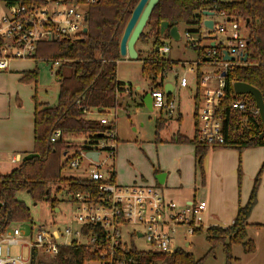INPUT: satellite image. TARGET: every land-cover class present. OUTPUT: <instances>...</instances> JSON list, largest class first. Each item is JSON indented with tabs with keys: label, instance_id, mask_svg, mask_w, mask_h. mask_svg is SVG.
<instances>
[{
	"label": "trees",
	"instance_id": "16d2710c",
	"mask_svg": "<svg viewBox=\"0 0 264 264\" xmlns=\"http://www.w3.org/2000/svg\"><path fill=\"white\" fill-rule=\"evenodd\" d=\"M5 0H0L2 3ZM11 1V0H7ZM18 1V0H13ZM140 0H99L89 8L88 31L80 39L42 42L38 46L35 62L49 63L53 60L62 61L55 77L59 84L58 102L55 106L40 102L34 97V151L37 158L21 161L11 173L0 176V235L13 223L33 222L30 208L18 198L20 193H28L35 205L48 201L57 203L56 195L65 190L68 194L75 192L96 193L97 184L83 179H63L62 171L67 168L63 156L71 150L86 151L87 145L100 140L106 127L85 112L98 111L109 113L122 107L120 97L125 94V85L118 81V63L120 42L125 27ZM225 12L230 18L241 21L247 35L246 53L248 59L242 65L232 69L227 75V97L223 103V135L221 145L200 143L197 133V109L199 93L195 100V136L190 139L182 134L175 135L170 143L191 144L195 147L196 164L205 185L204 160L210 150H236L240 154L248 149L264 147V126L259 115L254 114L257 107L251 95L238 96L233 85L236 82L247 83L258 90L264 99V0H159L148 23L149 30L143 33L140 42L153 40V51L138 60L142 61V73L150 83L151 89H164L165 76L177 66V62L159 53L165 38L170 37L173 27H199L204 12ZM249 20V22H247ZM169 24V30L163 35L161 25ZM192 32V31H187ZM199 55L202 50L196 49ZM137 61V60H136ZM38 68L22 73V82L38 83ZM200 88V77H198ZM132 97V92H129ZM173 95L167 96L171 101ZM243 98L248 106L246 112L232 109L235 100ZM164 121V119H160ZM163 123H158V128ZM56 131L62 132L57 143L51 138ZM263 135V136H262ZM84 142V143H82ZM28 155V154H27ZM26 156V155H25ZM264 164L259 171L248 202L240 206L233 224L228 228L210 227L199 229L204 232L208 241L228 240V253L233 245H243L248 252H255V243L248 240L249 219L258 203V191ZM117 175V172H116ZM115 177V175H114ZM242 171L238 170V184L241 190ZM258 228L264 225H253ZM86 233L101 234L99 227L84 229ZM102 250L85 246L61 247L58 256L47 264H205V259H196L192 253L177 249L172 254H158L139 251L133 243L125 249L119 248L111 256H102ZM229 264L232 256L228 255ZM38 252L32 251L31 264L38 263Z\"/></svg>",
	"mask_w": 264,
	"mask_h": 264
},
{
	"label": "built area",
	"instance_id": "2783aa9c",
	"mask_svg": "<svg viewBox=\"0 0 264 264\" xmlns=\"http://www.w3.org/2000/svg\"><path fill=\"white\" fill-rule=\"evenodd\" d=\"M98 1L5 0L0 3V72L10 71L14 61L35 60L38 46L42 42L76 40L83 37L85 28H88L86 18L89 8ZM214 16L223 17L224 23H215ZM205 17L201 21L197 39L190 32H185L184 35L188 45L195 50H202V54L197 61L182 62L180 65L197 74L201 73L200 68H206L207 71L201 74L203 85L215 80L213 86H207L199 93L197 133L200 143L221 145L224 143L222 107L227 97L226 78L232 69L243 63L247 35L243 23L230 18L225 12H214L213 16L206 17L214 23L212 30L205 26ZM230 23L233 25L230 26ZM202 40L208 41L207 46H203ZM170 51V45L165 41L159 53L166 57ZM226 56L234 60H227ZM49 64L59 70L62 61L53 60ZM52 74L54 75L53 71ZM180 86L184 90L188 88L186 76L181 77ZM124 90L125 94H129L133 88L129 86ZM149 93L153 99V110L159 117L163 112H167L170 117L176 114L177 103L167 99L164 89L150 88ZM232 109L246 112L248 106L243 98H239L233 102ZM84 112L88 116L102 114L97 120L106 129L100 140L87 145L86 151L79 149L73 157L65 160L67 168L73 169L79 168L83 159H87L90 175L83 180L97 184L95 194H69L71 203L76 207L73 218L78 228L40 223L34 225L31 235L27 236L18 227L10 225L0 235V264H31L33 250L56 258L61 247L73 245L102 250L104 258L109 254L112 256L119 248L125 249L129 246L123 240V231L128 227L133 229L130 233L131 243L134 244L135 239L143 238L148 246L146 252L172 254L177 249H184L179 247L181 241L188 248L191 245L188 238L204 228V215L207 211L204 202L193 200L180 205L155 185H120L116 180V158L120 142L116 122L110 121L106 114L98 111ZM253 113L259 115L258 109ZM61 137L62 132L56 131L51 142L57 143ZM103 151L106 152L104 160L101 157ZM88 152H97L98 160L87 157ZM21 161L20 156L9 159L10 163L17 165ZM91 227H99L101 234L84 231ZM15 247L20 248L18 255L13 254Z\"/></svg>",
	"mask_w": 264,
	"mask_h": 264
},
{
	"label": "rangeland",
	"instance_id": "374dc122",
	"mask_svg": "<svg viewBox=\"0 0 264 264\" xmlns=\"http://www.w3.org/2000/svg\"><path fill=\"white\" fill-rule=\"evenodd\" d=\"M224 1L229 2L234 0ZM213 20L215 23H224V18L220 16H214ZM232 25L233 24L230 23V26ZM148 30L149 27L147 26L144 33H147ZM187 31H192L191 35L194 39L199 37V27L187 28L182 25L180 27V33L182 36L180 41L177 42L172 38H165V41L170 45L171 49L170 53L166 55V59H171L177 62V66L165 76L163 82L166 84L172 83L175 85L176 79H181L182 75H186L190 80L193 79V75L180 65L181 62L193 63L198 60V52L188 45L187 40L184 37L185 32ZM202 43L203 46L207 45V42L203 40ZM136 49L141 53L142 58L149 56L153 51V40L150 39L147 43L140 42L139 40ZM122 61L123 62L118 66V79L121 84L133 88V96L129 97L128 94H125L123 97H120V104L122 107H119L116 110H111L106 114V117L110 121L116 122L117 133L120 134L119 141L121 142V146H124V151H122V149L119 151V159L121 163L122 161L124 163L125 161L133 162L134 167L131 168V170L132 172H135L136 168L145 167L146 161H148V159L154 160L157 155L170 161L173 158V151L170 147L171 145L176 144L170 143V140L175 135L180 133L190 139L194 138L196 130L194 116L196 113V107L194 97H191L186 91L177 89L173 98L176 103H180V111L176 112L173 117H170L167 112H163L164 121H161V116L159 117V114L156 113V111L150 110L141 102L140 97H143L146 93L150 92V83L144 78L142 73V61L127 58H123ZM34 65L39 71L37 83L39 101L47 102L49 106H55L58 102L59 94V84L55 77L58 68L53 67L51 64L44 61L39 63L34 62ZM52 71L54 72V75L52 74ZM195 91L196 89H194V92ZM101 116L102 114H94L90 115V118L100 119ZM158 123H163L162 127L158 128ZM164 139L169 141L166 142ZM178 145L192 146L191 144ZM254 149H248L244 152ZM244 152H242V154ZM75 153V150L69 151L66 156H63V160L65 161L67 158L73 157ZM101 157L102 160H104L106 158V152L103 151ZM2 160L3 157L0 158V176H5L18 167L17 164H12L6 161L2 162ZM88 163V160L84 158L79 168L63 169L62 178L87 179L90 175L87 167ZM121 163L118 164V176L120 181L122 178L123 182H127V177L132 172L124 169L122 166L123 164ZM240 166L242 171V182L241 190H239L238 184V192L239 196L247 201L261 166L258 168L257 173L254 176L250 173L252 165L251 167L246 166L244 169L242 159H240L239 167ZM252 168L254 169V167ZM197 172L199 180H197L195 186L193 185L194 192L196 190V193L194 194L198 201L206 204V202L202 200L204 193V188H202V186H204L202 184V175L199 169ZM136 183L147 184L141 180H137ZM215 189L218 193V189ZM259 192L261 193V198L259 203H257V209H255L251 220L254 225H264V172L261 176V184L258 194ZM18 198L25 202L30 208L33 222L13 223L11 224V227H18L25 232L27 236L31 235L32 227H34V225H39L40 223L78 228V224L73 218V212L76 207L71 203V196L65 190L60 191V193L56 195L57 203L54 205V208L52 203L48 201L39 202L35 205L27 192L18 194ZM204 229L206 230L205 225ZM132 231L133 229L131 227H128L123 231V240L124 242L129 243V247L131 246L130 233H132ZM179 232H181V230ZM248 240L255 243L254 253L248 252V248H245L243 245H233L231 252L228 253L225 246L229 243L228 240H223L222 242L216 241L211 244L207 239L205 231L195 233L192 237L188 238L187 241L191 244L188 248L185 247L184 244H181L182 241L179 242V247H184V250L192 253L196 259L204 258L205 264H229L228 255L232 256L230 264H264V227L258 228L256 226H250L248 228ZM133 242L139 251H148V246L143 238L135 239ZM19 253V247L13 248L14 255H18ZM53 259L55 258L48 256L42 251H38L39 262L42 261L47 264L51 263Z\"/></svg>",
	"mask_w": 264,
	"mask_h": 264
},
{
	"label": "crops",
	"instance_id": "0c3cea01",
	"mask_svg": "<svg viewBox=\"0 0 264 264\" xmlns=\"http://www.w3.org/2000/svg\"><path fill=\"white\" fill-rule=\"evenodd\" d=\"M206 20L207 18L205 17ZM205 42L208 44L207 40ZM34 62L35 60H17L12 63L10 71L0 72V158L3 157L2 162H9V159L15 156H20L23 159L25 155L34 151V112L36 107L34 97L37 96L38 98V87L35 83L27 84L21 80L23 72H31L36 69ZM121 62L123 61L121 60L118 66ZM200 71V74L189 71L193 75L192 80L186 75H182L186 76L189 82L186 90L181 88L179 78L176 79L175 85L163 82L164 87L171 84L172 95H175L177 89H179L186 91L191 97H195L197 93L207 86L215 84V80L212 79L209 84L203 85V78L201 77L200 88H198V77L207 70L206 68H200ZM193 87L196 89L195 92ZM144 96L140 97L143 104ZM179 111L180 103L177 102L176 112ZM162 118L163 114L160 119ZM118 136L120 140V134ZM164 141L167 142L169 140L164 139ZM119 143L116 158V180L120 185L129 186L136 183L137 180H141L144 183L155 185L170 199L180 205L197 200L194 194L196 190L194 192L193 185L195 186V183L199 179L195 147L193 145H171L173 158L170 161L157 155L154 160L148 159L145 167L136 168L135 172H132L131 168L134 167L133 162L125 161L124 163L122 161L121 163L119 159L120 149L124 151V146H121V142ZM240 159H242L244 169L246 166L251 167L252 165L254 167V169L251 167L250 172L254 176L258 168L260 166L262 168L264 164V147L246 151L243 154L227 149L210 150L205 158L204 171L206 183L202 186L204 188L202 200L207 204V211L204 215L206 229L216 226L223 228L230 227L234 222L239 207L244 206L250 198L252 189L247 201L239 196L238 168ZM119 163L123 164L124 169L132 172L127 177V182H123L122 178L121 181L119 179ZM162 174H165V176L159 180L158 177ZM215 188L218 189V193ZM258 196L259 203L261 198L260 192ZM255 209L257 207L254 208L249 219L250 226L254 225L251 220Z\"/></svg>",
	"mask_w": 264,
	"mask_h": 264
},
{
	"label": "water",
	"instance_id": "95a60500",
	"mask_svg": "<svg viewBox=\"0 0 264 264\" xmlns=\"http://www.w3.org/2000/svg\"><path fill=\"white\" fill-rule=\"evenodd\" d=\"M159 0H140L137 6L135 7L122 36L120 42V56L122 58H127L131 60H138L139 51L136 49V45L139 42L141 35L144 33L145 28L147 27L151 15L153 13L154 8L158 4ZM204 16L210 17L213 16L212 12H204ZM88 20V18H86ZM249 22V20L247 21ZM205 26L212 30L214 27V23L211 19H207L204 21ZM169 30V24L167 22H163L161 25V32L164 35ZM88 28H85L84 32L86 33ZM170 37L174 41L181 40V33L179 27H173L170 30ZM225 59L233 61L232 57L226 56ZM248 59V54L244 56L242 59L243 62H246ZM234 92L238 96H247L251 95L255 101V105L258 109L259 116L264 126V99L263 95L257 88L244 83V82H236L233 85ZM164 92L167 96L172 94V85L168 84L164 87ZM144 104L150 109L153 110L152 104L153 99L150 93L145 94L143 99ZM101 135L100 137H102ZM263 136V135H262ZM99 154L97 152H88L87 157L92 158L93 160H98ZM38 154L30 153L23 157V161H29L34 158H37ZM165 174H162L159 178H163ZM2 204L0 203V209Z\"/></svg>",
	"mask_w": 264,
	"mask_h": 264
}]
</instances>
